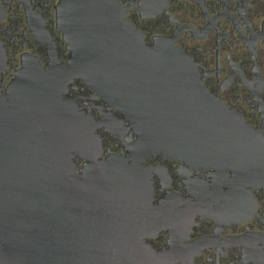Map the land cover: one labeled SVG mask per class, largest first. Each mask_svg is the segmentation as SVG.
<instances>
[{"label":"flooded vegetation","instance_id":"af4514ba","mask_svg":"<svg viewBox=\"0 0 264 264\" xmlns=\"http://www.w3.org/2000/svg\"><path fill=\"white\" fill-rule=\"evenodd\" d=\"M116 2L147 48H175L189 57L192 87L199 93L202 85L234 117L228 122H234L235 134L222 138L228 141L217 157L163 149H150L144 157L137 151L145 127L113 107L93 84L87 62L78 60L61 29V0H0L1 93L7 96L26 69L52 78L60 100L90 118L100 139L99 160L143 157L145 191L138 203L145 212L141 224L134 216L131 225L139 227L142 244L171 253L163 262L264 264V0ZM195 113L185 122L166 118L165 128L180 121L203 131V112ZM86 163L73 159L78 177Z\"/></svg>","mask_w":264,"mask_h":264},{"label":"water","instance_id":"95a60500","mask_svg":"<svg viewBox=\"0 0 264 264\" xmlns=\"http://www.w3.org/2000/svg\"><path fill=\"white\" fill-rule=\"evenodd\" d=\"M59 18L95 87L127 118L141 120L142 155L163 149L213 159L228 141L222 138L235 134L222 103L192 87L191 59L175 48H147L116 0H61ZM32 71L7 96L0 91V264H168L162 258L171 253L142 244L131 225L145 212L138 203L143 157L99 160L90 118L60 100L55 80ZM198 109L204 132L180 121L165 128L166 118L185 122ZM76 156L87 161L81 177Z\"/></svg>","mask_w":264,"mask_h":264}]
</instances>
